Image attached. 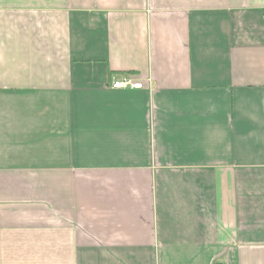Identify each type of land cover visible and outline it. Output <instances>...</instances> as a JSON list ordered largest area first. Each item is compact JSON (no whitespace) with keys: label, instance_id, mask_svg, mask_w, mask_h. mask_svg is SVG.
I'll return each instance as SVG.
<instances>
[{"label":"crops","instance_id":"crops-1","mask_svg":"<svg viewBox=\"0 0 264 264\" xmlns=\"http://www.w3.org/2000/svg\"><path fill=\"white\" fill-rule=\"evenodd\" d=\"M0 264H264V0H0Z\"/></svg>","mask_w":264,"mask_h":264},{"label":"built area","instance_id":"built-area-1","mask_svg":"<svg viewBox=\"0 0 264 264\" xmlns=\"http://www.w3.org/2000/svg\"><path fill=\"white\" fill-rule=\"evenodd\" d=\"M112 88L117 90H141L144 88V83L142 81L135 80L130 75H124L120 78L113 79Z\"/></svg>","mask_w":264,"mask_h":264}]
</instances>
